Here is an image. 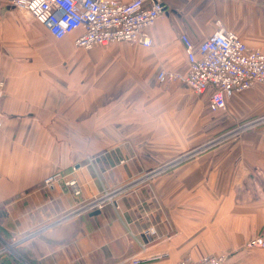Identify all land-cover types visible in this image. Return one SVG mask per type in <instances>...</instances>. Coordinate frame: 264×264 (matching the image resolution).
<instances>
[{"label": "crops", "instance_id": "1", "mask_svg": "<svg viewBox=\"0 0 264 264\" xmlns=\"http://www.w3.org/2000/svg\"><path fill=\"white\" fill-rule=\"evenodd\" d=\"M163 2L152 46L84 49L82 29L57 39L0 0V250L23 264H264V248L246 246L264 225V120L212 144L264 116V84L213 111L210 91L157 81L162 68L188 72L182 36L198 45L217 20L264 52V0ZM171 159L181 164L97 214L60 219L80 198L42 184L72 173L91 197Z\"/></svg>", "mask_w": 264, "mask_h": 264}, {"label": "built area", "instance_id": "2", "mask_svg": "<svg viewBox=\"0 0 264 264\" xmlns=\"http://www.w3.org/2000/svg\"><path fill=\"white\" fill-rule=\"evenodd\" d=\"M13 4L29 20L44 25L57 39L82 29L75 44L84 49L96 45L105 47L115 42L150 47L153 39L148 29L157 22L165 9L163 0H13ZM216 23V31L198 45L188 36H182L189 63L187 73L162 68L157 73V81L160 84H186L195 94L210 91V108L220 111L227 108L228 99L236 93L248 90L256 84H264V52L250 48L238 34L227 30L220 20ZM2 96L3 90L0 86V98ZM262 120L264 116L237 125L213 140L212 144L222 140V137L243 133ZM3 123L0 112V127ZM207 147L208 145L197 150ZM162 170V167H158L148 174L155 176ZM42 184L45 188L61 184L78 198L84 194L83 185L72 173L56 171L44 178ZM110 195L107 192L94 196L89 201L81 200L76 208L60 219L102 209ZM155 232V228L150 227L146 235ZM246 246L264 248V225ZM2 252L0 250V254ZM151 258H135L133 262L138 264ZM226 258L225 254H206L199 258L184 256L179 264H223Z\"/></svg>", "mask_w": 264, "mask_h": 264}, {"label": "rangeland", "instance_id": "3", "mask_svg": "<svg viewBox=\"0 0 264 264\" xmlns=\"http://www.w3.org/2000/svg\"><path fill=\"white\" fill-rule=\"evenodd\" d=\"M168 85V84H166ZM227 131H225L223 134H225ZM222 134V135H223ZM215 136H217L218 134H214ZM219 135H221V132L219 133ZM180 160H167L162 162L161 164L151 167L150 169L146 170V171H142L140 174H138L137 176L131 177L129 180L116 185L112 188H105L104 191H102L100 194L94 195V196H101L106 194L107 192L111 193L110 198L107 199V201L105 202L104 205H106L107 203H112L115 204L117 203L119 198H122L124 196L127 195H136L138 192V189L144 185H148L151 184L152 182H154L155 180H158L159 178H161L162 176L168 174V172L175 168L176 166H178L179 164H181ZM158 167H162L163 170L156 174L155 176L148 174L150 171L154 170L155 168ZM80 197V200L82 201H89L92 197ZM80 203V202H79ZM67 213V212H66ZM3 244H1L0 246L3 247V245L6 246L5 242H2Z\"/></svg>", "mask_w": 264, "mask_h": 264}, {"label": "trees", "instance_id": "4", "mask_svg": "<svg viewBox=\"0 0 264 264\" xmlns=\"http://www.w3.org/2000/svg\"><path fill=\"white\" fill-rule=\"evenodd\" d=\"M0 264H23L20 260H18L12 254L6 252H2L0 254Z\"/></svg>", "mask_w": 264, "mask_h": 264}, {"label": "water", "instance_id": "5", "mask_svg": "<svg viewBox=\"0 0 264 264\" xmlns=\"http://www.w3.org/2000/svg\"><path fill=\"white\" fill-rule=\"evenodd\" d=\"M99 212H100L99 210H95V212H93V213H94V214H97V213H99ZM7 247H8V245L5 246V248H3V250L7 249Z\"/></svg>", "mask_w": 264, "mask_h": 264}]
</instances>
